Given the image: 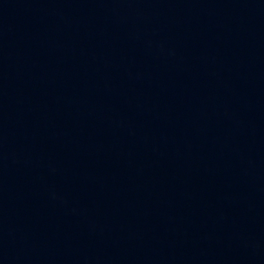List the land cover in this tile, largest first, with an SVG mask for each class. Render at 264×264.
I'll return each instance as SVG.
<instances>
[{
	"label": "water",
	"instance_id": "obj_1",
	"mask_svg": "<svg viewBox=\"0 0 264 264\" xmlns=\"http://www.w3.org/2000/svg\"><path fill=\"white\" fill-rule=\"evenodd\" d=\"M0 264H264V0H0Z\"/></svg>",
	"mask_w": 264,
	"mask_h": 264
}]
</instances>
